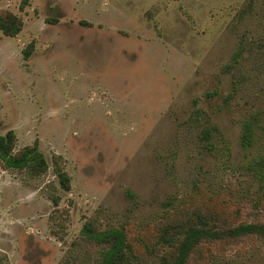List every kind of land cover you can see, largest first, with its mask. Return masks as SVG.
<instances>
[{
  "label": "rangeland",
  "instance_id": "obj_1",
  "mask_svg": "<svg viewBox=\"0 0 264 264\" xmlns=\"http://www.w3.org/2000/svg\"><path fill=\"white\" fill-rule=\"evenodd\" d=\"M19 3L0 0L22 22L15 36L0 32V134L12 130L15 149L36 140L47 169L30 178L0 166L3 262L91 264L99 246L80 238L86 218L123 227L139 247L163 213L197 203L264 222V174L259 181L248 168L264 156V137L240 145L242 121L264 107V0ZM241 33L258 44L233 69L242 73L233 89L223 67ZM203 126L218 130L216 153L201 148ZM55 159L69 176L66 191ZM205 260L264 264V241L211 247Z\"/></svg>",
  "mask_w": 264,
  "mask_h": 264
},
{
  "label": "trees",
  "instance_id": "obj_2",
  "mask_svg": "<svg viewBox=\"0 0 264 264\" xmlns=\"http://www.w3.org/2000/svg\"><path fill=\"white\" fill-rule=\"evenodd\" d=\"M250 2V1H249ZM27 4V0H20L19 9ZM250 10V4L239 11L241 17L245 11ZM22 22L18 16L8 10L0 9V32L5 36H15L21 29ZM258 41L253 37L241 33L237 45L231 54V62L223 67V71L230 73L233 89L242 79V73L236 69L243 52L254 53ZM33 50L32 42L22 49V58L27 59ZM212 93V92H211ZM210 96V93H205ZM200 116V110L194 109L189 117L193 124ZM218 133L216 127H201L197 134L201 148L207 153H216L217 144L213 136ZM264 107L249 113L241 123L240 145L244 148L252 146L261 137H264ZM15 135L12 130L0 134V166L4 169L22 171L30 178L37 177L47 169L43 154L37 148L36 140L15 149ZM225 153H219V160ZM255 172L257 179L262 180L264 170V156L257 157L248 167ZM53 173L60 189H69V176L54 160ZM53 205L57 204L58 196L48 195ZM164 206L168 202L163 203ZM235 213L228 212L224 205L218 208L207 203H197L180 208L176 213L162 214L157 220L154 230L139 247L130 240L123 227L98 228L96 221L86 218L79 230L80 238L88 243H94L99 248L90 259L91 264H145L148 256L155 249H160L156 264H206L205 257L210 248L219 252L226 250L234 244L247 239H260L264 241V222L236 221ZM136 241V240H135ZM141 252H138V249ZM0 264L3 262L0 256Z\"/></svg>",
  "mask_w": 264,
  "mask_h": 264
}]
</instances>
